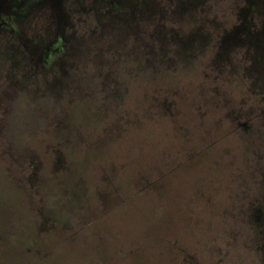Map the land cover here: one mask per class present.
I'll return each mask as SVG.
<instances>
[{
  "label": "rangeland",
  "instance_id": "1",
  "mask_svg": "<svg viewBox=\"0 0 264 264\" xmlns=\"http://www.w3.org/2000/svg\"><path fill=\"white\" fill-rule=\"evenodd\" d=\"M263 243L264 0H0V264Z\"/></svg>",
  "mask_w": 264,
  "mask_h": 264
},
{
  "label": "trees",
  "instance_id": "2",
  "mask_svg": "<svg viewBox=\"0 0 264 264\" xmlns=\"http://www.w3.org/2000/svg\"><path fill=\"white\" fill-rule=\"evenodd\" d=\"M140 148H141V147H140ZM179 170H181V169H179ZM182 170H183V169H182ZM178 176H183V172H182L181 174H179ZM183 178H184V176H183ZM185 178H187V177H185ZM185 178H184V179H185ZM217 197H218L219 201H220V202L222 203V205H223V204H224V202H223L224 200H223V199H224L225 195L222 194V195H219V196H217ZM220 199H221V200H220ZM212 206H213V205H212ZM213 208H214V206H213ZM214 209H215V208H214ZM100 231H102V230H95L94 233H95V234H99ZM92 262H93V261H91V263H92Z\"/></svg>",
  "mask_w": 264,
  "mask_h": 264
},
{
  "label": "flooded vegetation",
  "instance_id": "3",
  "mask_svg": "<svg viewBox=\"0 0 264 264\" xmlns=\"http://www.w3.org/2000/svg\"><path fill=\"white\" fill-rule=\"evenodd\" d=\"M262 251H264V243L262 244Z\"/></svg>",
  "mask_w": 264,
  "mask_h": 264
}]
</instances>
